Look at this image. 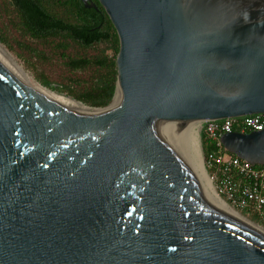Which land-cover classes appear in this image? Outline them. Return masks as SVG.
<instances>
[{
    "label": "water",
    "instance_id": "1",
    "mask_svg": "<svg viewBox=\"0 0 264 264\" xmlns=\"http://www.w3.org/2000/svg\"><path fill=\"white\" fill-rule=\"evenodd\" d=\"M98 1L120 105L63 104L0 61V264H264V237L204 201L172 131L264 114V0ZM221 141L264 164V130Z\"/></svg>",
    "mask_w": 264,
    "mask_h": 264
},
{
    "label": "trees",
    "instance_id": "2",
    "mask_svg": "<svg viewBox=\"0 0 264 264\" xmlns=\"http://www.w3.org/2000/svg\"><path fill=\"white\" fill-rule=\"evenodd\" d=\"M92 1L97 8L86 7L82 0H0V12L17 33L20 46L47 62L63 65L68 75L55 90L98 108L108 106L115 98L120 42L102 4ZM0 42L13 48L12 40L1 30ZM42 83L51 85L47 80ZM201 137L205 157L220 152L217 143L203 131ZM249 215L259 221L257 215Z\"/></svg>",
    "mask_w": 264,
    "mask_h": 264
},
{
    "label": "built area",
    "instance_id": "3",
    "mask_svg": "<svg viewBox=\"0 0 264 264\" xmlns=\"http://www.w3.org/2000/svg\"><path fill=\"white\" fill-rule=\"evenodd\" d=\"M203 124L202 131L220 150L205 157L214 190L231 207L257 215L264 225V164L255 165L230 153L221 141L226 133L263 131L264 114L211 120Z\"/></svg>",
    "mask_w": 264,
    "mask_h": 264
},
{
    "label": "bare ground",
    "instance_id": "4",
    "mask_svg": "<svg viewBox=\"0 0 264 264\" xmlns=\"http://www.w3.org/2000/svg\"><path fill=\"white\" fill-rule=\"evenodd\" d=\"M0 61L4 62L15 77L30 91L57 100L63 104L70 105L89 113L100 112L98 109H92L89 106L81 103L69 96L57 93L47 87L41 85L28 73H26L21 66L14 61L11 55L0 44ZM121 95L118 94L113 101L111 108L116 104L120 105ZM199 122H188L181 129L180 125L173 131L174 134L186 139L185 142V168L187 174L193 179L197 185L204 201L215 211L224 217L250 229L251 231L264 237V227L250 220L242 215L240 212L231 207L224 199H222L214 190L211 179L207 175L204 168V161L199 142Z\"/></svg>",
    "mask_w": 264,
    "mask_h": 264
},
{
    "label": "rangeland",
    "instance_id": "5",
    "mask_svg": "<svg viewBox=\"0 0 264 264\" xmlns=\"http://www.w3.org/2000/svg\"><path fill=\"white\" fill-rule=\"evenodd\" d=\"M7 22L8 21L4 15V13L1 10V12H0V30L12 40L13 48L10 49L7 45H5L2 42H0V44L11 55V57L14 59V61L17 62V64L23 68V70L26 73H28L31 77H33L41 85H43L42 82L45 80L50 81V84H51L50 86H45V85H43V86H45L48 89H51L57 93H60L57 90H55V88H57V86H58L57 84L59 82L65 81L66 76L68 75L66 70L63 68V65L57 61L47 62V61L43 60L42 58H39L37 56V54L34 53L33 51H31L28 47L20 46L17 43V40H18L17 33L12 31V29L10 28V26L8 25ZM60 94L66 95L65 93H60ZM203 123L204 122L198 123V125H200L199 142H200L201 152H202L203 161H204V168H205L207 175L211 179V177H210V175L206 169V160H205V155H204L203 145H202L201 134H202V127L204 125ZM181 130H182V128L179 129V131H181ZM172 131H174V130H172ZM234 209L237 210L238 212H240L245 217L249 218L250 220H252L255 223L264 227V225L260 221L254 220L252 218V216H250L248 213H245L244 211H240L236 208H234Z\"/></svg>",
    "mask_w": 264,
    "mask_h": 264
}]
</instances>
